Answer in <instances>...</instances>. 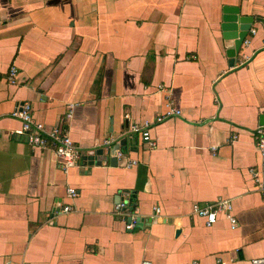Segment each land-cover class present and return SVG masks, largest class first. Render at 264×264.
I'll return each mask as SVG.
<instances>
[{"label":"crops","instance_id":"1","mask_svg":"<svg viewBox=\"0 0 264 264\" xmlns=\"http://www.w3.org/2000/svg\"><path fill=\"white\" fill-rule=\"evenodd\" d=\"M245 17L248 42L235 53ZM258 19L264 0H0V264L263 257L264 195L250 173L255 130L264 132ZM22 102L35 123L65 128L102 158L64 172L51 148L14 134ZM172 106L179 114L157 122ZM145 123L153 148L129 132ZM220 200L237 227L223 213L207 227L193 212Z\"/></svg>","mask_w":264,"mask_h":264},{"label":"built area","instance_id":"2","mask_svg":"<svg viewBox=\"0 0 264 264\" xmlns=\"http://www.w3.org/2000/svg\"><path fill=\"white\" fill-rule=\"evenodd\" d=\"M254 34V30L251 31ZM248 38L244 40L247 43ZM264 46V39H263ZM17 70L15 67H11L8 73V80L13 83L16 77ZM71 107H69L66 118L71 117ZM179 111L173 106L170 107L169 111L163 116L157 119V122H161L165 117H170L178 115ZM12 118L20 122V128L14 131L17 136H25L27 143L32 148L43 149L49 147L52 149L56 158L60 161L61 169L66 172L68 169L73 167H78L81 163L82 157L85 152H82L76 145L72 142L69 137L68 131L60 126L53 127L49 130L45 129L42 125L37 124L32 119V107L28 102H22L12 111ZM149 125L150 124H131L129 132L131 134H139L141 139L147 144L149 148L155 146L154 142L149 137ZM255 148L259 154V163L257 169L251 170L252 180L255 184L257 191L264 195V132L261 127L255 130ZM120 156V154H119ZM75 189H67V197L73 199L76 196ZM69 205H64L62 207L63 213H68L71 211ZM128 209L126 202H120L116 205V210L123 211ZM158 214V209L155 210ZM193 212L205 219V225L210 227L213 225L217 219L219 213H223L229 220L230 226L232 228L237 227V220L231 213V206L228 201L220 200L216 203L204 204L202 207L198 205L193 206ZM128 221L125 224V228L130 230L135 227L137 219L131 213L128 215ZM139 264H150L148 261H142ZM191 264H197L193 262ZM249 264H264V256L260 258L251 259Z\"/></svg>","mask_w":264,"mask_h":264},{"label":"water","instance_id":"3","mask_svg":"<svg viewBox=\"0 0 264 264\" xmlns=\"http://www.w3.org/2000/svg\"><path fill=\"white\" fill-rule=\"evenodd\" d=\"M257 22H260V24L263 26L264 28V19H258L256 20ZM240 22L243 24V23H246L245 26H241L240 27V34L237 36V41H235L234 43V52L237 53L244 41V38L246 37V34H247V31L250 29V24L253 22V18L251 17H245V18H242L240 20ZM249 23V25H247ZM234 28V25H223V29H232ZM224 38L228 39V38H234L235 35H232V34H229V33H224ZM234 53V54H235ZM260 125H264V116H261L260 118ZM103 154V151L102 150H97V151H89V152H85L84 156L82 157V160L84 161V163H90V162H94V156L97 155L99 157V159H101V155ZM97 163H100L97 162ZM138 221V219H137Z\"/></svg>","mask_w":264,"mask_h":264}]
</instances>
